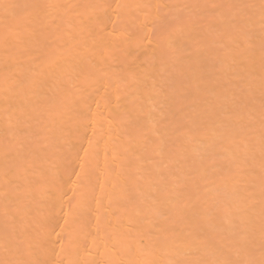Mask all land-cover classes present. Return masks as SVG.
Listing matches in <instances>:
<instances>
[{
    "label": "bare ground",
    "instance_id": "6f19581e",
    "mask_svg": "<svg viewBox=\"0 0 264 264\" xmlns=\"http://www.w3.org/2000/svg\"><path fill=\"white\" fill-rule=\"evenodd\" d=\"M0 264H264V0H0Z\"/></svg>",
    "mask_w": 264,
    "mask_h": 264
}]
</instances>
